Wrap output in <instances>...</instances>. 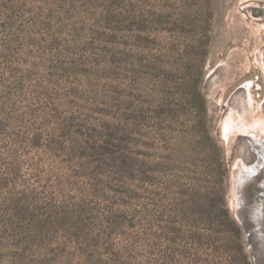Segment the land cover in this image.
<instances>
[{"label":"rangeland","instance_id":"obj_1","mask_svg":"<svg viewBox=\"0 0 264 264\" xmlns=\"http://www.w3.org/2000/svg\"><path fill=\"white\" fill-rule=\"evenodd\" d=\"M0 264H264V0H0Z\"/></svg>","mask_w":264,"mask_h":264},{"label":"bare ground","instance_id":"obj_2","mask_svg":"<svg viewBox=\"0 0 264 264\" xmlns=\"http://www.w3.org/2000/svg\"><path fill=\"white\" fill-rule=\"evenodd\" d=\"M247 127L244 129V131H246V129H249V128H255L256 126L254 124H252L251 126L249 125H246ZM260 165H248V166H245L246 167V171L248 172L249 175H254L256 173H258V170L260 169L259 167Z\"/></svg>","mask_w":264,"mask_h":264}]
</instances>
